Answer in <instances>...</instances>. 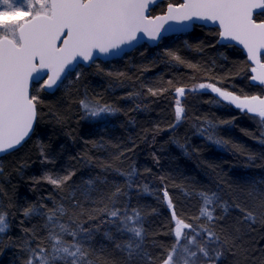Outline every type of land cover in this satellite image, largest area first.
Segmentation results:
<instances>
[{
    "label": "trees",
    "instance_id": "obj_1",
    "mask_svg": "<svg viewBox=\"0 0 264 264\" xmlns=\"http://www.w3.org/2000/svg\"><path fill=\"white\" fill-rule=\"evenodd\" d=\"M217 39L215 29L197 27L155 47L140 46L110 63L101 62L100 70L94 64L82 67L79 80L73 77L54 93H39L42 103L32 136L0 158V202L9 224L0 236V264H25L27 253L15 246L24 242L21 221L23 228L44 238L46 215L60 206L66 210L61 222L91 229L94 264H144L116 248L127 237L106 222L109 217L100 209L107 205L122 213L125 208L129 214L139 211L145 250L156 257L174 240L165 188L176 213L194 224H207L192 219L202 206L199 193L216 192L228 204L227 215L216 207L214 215L223 216L214 222L216 230L222 239L224 233L238 237L242 246L235 256L225 252L220 264H264V143L256 119L197 90L182 98L186 118L175 121L173 86L219 81L217 86L237 95L261 94V86L250 80L242 51ZM169 50L197 68L177 63L167 55ZM146 86L168 91L153 97ZM85 93L119 111L103 122L85 118L79 104ZM209 125L215 139L224 143L200 134ZM69 173L71 179L59 188L45 179ZM117 187L121 194L110 200ZM237 205L252 211L255 222L244 220ZM31 206L42 214L25 218L23 210ZM243 249H251L247 257Z\"/></svg>",
    "mask_w": 264,
    "mask_h": 264
},
{
    "label": "snow or ice",
    "instance_id": "obj_2",
    "mask_svg": "<svg viewBox=\"0 0 264 264\" xmlns=\"http://www.w3.org/2000/svg\"><path fill=\"white\" fill-rule=\"evenodd\" d=\"M159 5L160 0H0V154L18 149L34 132L42 103L39 93L54 92L66 82L72 83L73 77L79 80L82 65L94 64L100 70L101 62L110 63L114 58L127 55L128 50L142 42L159 45L170 39L172 33H187L207 25L215 26L216 43L225 47L234 43L247 52V59L255 65L250 66V80L261 86V94L237 95L217 86L219 81L199 82L192 88L173 86L175 121L178 124L186 118L182 98L188 92L210 90L220 101L256 119L262 129L260 142L264 143V60L261 59L264 19H257L264 17V0H171L159 14H154ZM167 55L188 68H197L170 50ZM101 57L103 61L99 59ZM106 74L114 75L112 72ZM168 84L173 85V81L169 80ZM146 87L153 97L168 91ZM79 104L85 118L101 122L119 111L110 104L89 98L87 93ZM213 131L214 127L209 125L208 129H201L200 134H206L218 145L224 143L215 139ZM72 175L56 178L49 175L45 179L59 188ZM120 194L117 187L109 199ZM199 196L202 206L199 215L192 219L206 220L207 224H194L178 215L169 192L164 189L163 200L171 210L169 234L174 240L156 257L145 250L139 211L129 214L125 208L122 213L115 207L109 210L107 205L100 211L109 217L107 223L127 237L123 243L116 244V248L125 252L129 259L137 258L144 264H220L225 252L235 256L242 246L236 243L238 237L224 233L222 239L216 230L214 222L223 219V216L214 215L216 207L227 215L228 204L222 202L216 192L201 191ZM236 207L244 213V220L255 222L252 211L239 205ZM65 211L63 206L49 211L44 238L38 237L34 229L23 228L21 221L24 242L15 246L27 253L25 264H94L88 243L92 239L91 229L61 222L59 217H63ZM22 214L28 218L42 213L31 206ZM8 229L7 214L0 213V236ZM105 238L112 239V236L105 232ZM33 241H36L35 245ZM250 251L243 249L246 257Z\"/></svg>",
    "mask_w": 264,
    "mask_h": 264
},
{
    "label": "water",
    "instance_id": "obj_3",
    "mask_svg": "<svg viewBox=\"0 0 264 264\" xmlns=\"http://www.w3.org/2000/svg\"><path fill=\"white\" fill-rule=\"evenodd\" d=\"M206 27H215V26H213V25H207ZM191 31H192V30H191ZM189 32H190V31H189ZM187 33H188V32H187ZM181 34H185V33H172L171 36H176V35H181ZM217 40H218V39H217ZM143 43H146L149 47H155V46H157L156 44H152V43L147 42V41L142 42L141 44H143ZM141 44H140V45H141ZM218 44H219V43H218ZM220 45H222V44H220ZM137 46H138V45H135V46L133 47V49H135ZM233 46L239 48V49L242 51V54H243V55L246 57V59H247V52L242 48V46L235 45L234 43H233ZM133 49L128 50V53L131 52ZM117 58H120V57H117ZM117 58H114V59H117ZM99 59H100L101 61H103L104 58L101 57V58H99ZM261 59L264 60V54H262ZM247 62L249 63L250 66H252V67L255 66V65H253L252 62L249 61L248 59H247ZM88 66H89V65H82V67H88ZM251 75H252V73H251ZM253 83H254V82H253ZM254 84H257V83H254ZM55 91H56V90H55ZM55 91H54V92H55ZM203 91H208L209 93L213 94L218 100H220V98L217 96V94L212 93L210 90H203ZM45 92H47V91H45ZM54 92H47V93H50V94H51V93H54ZM222 102H223V101H222ZM224 103H226V102H224ZM228 104H229V103H228ZM232 106H233V105H232ZM233 107H234V106H233ZM235 108H236V107H235ZM32 134H33V133H32ZM32 134H31V136H32ZM31 136H30V137H31ZM28 139H29V138H28ZM28 139H27V140H28ZM27 140H26V141H27ZM26 141H25V142H26ZM25 142H24V143H25ZM19 148H20V147H19ZM19 148H18V149H19ZM16 150H17V149H16ZM14 151H15V150H14ZM12 152H13V151H12ZM10 153H11V152H10ZM6 154H9V153L0 154V158L3 157V156L6 155Z\"/></svg>",
    "mask_w": 264,
    "mask_h": 264
},
{
    "label": "flooded vegetation",
    "instance_id": "obj_4",
    "mask_svg": "<svg viewBox=\"0 0 264 264\" xmlns=\"http://www.w3.org/2000/svg\"><path fill=\"white\" fill-rule=\"evenodd\" d=\"M168 2H171V0H160V5L154 9V14H159L163 8H166V5H167ZM175 2H179V0H175ZM203 28L215 29V27H206V26H204ZM140 46H148V45L146 43H143L141 45H138L136 48H138Z\"/></svg>",
    "mask_w": 264,
    "mask_h": 264
},
{
    "label": "rangeland",
    "instance_id": "obj_5",
    "mask_svg": "<svg viewBox=\"0 0 264 264\" xmlns=\"http://www.w3.org/2000/svg\"><path fill=\"white\" fill-rule=\"evenodd\" d=\"M0 213H5L4 212V208H3L2 204H1V202H0Z\"/></svg>",
    "mask_w": 264,
    "mask_h": 264
},
{
    "label": "bare ground",
    "instance_id": "obj_6",
    "mask_svg": "<svg viewBox=\"0 0 264 264\" xmlns=\"http://www.w3.org/2000/svg\"><path fill=\"white\" fill-rule=\"evenodd\" d=\"M23 145H24V144H23ZM23 145H22V146H23ZM22 146H21V147H22ZM21 147H20V148H21Z\"/></svg>",
    "mask_w": 264,
    "mask_h": 264
}]
</instances>
